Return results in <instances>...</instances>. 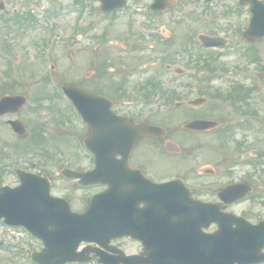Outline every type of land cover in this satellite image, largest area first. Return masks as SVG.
I'll return each instance as SVG.
<instances>
[{
    "label": "rangeland",
    "instance_id": "rangeland-1",
    "mask_svg": "<svg viewBox=\"0 0 264 264\" xmlns=\"http://www.w3.org/2000/svg\"><path fill=\"white\" fill-rule=\"evenodd\" d=\"M9 1L13 2V5L17 4V7L23 12L28 10L30 5L37 7L38 10H40V14L45 11H52V4L48 0ZM61 1L64 3L67 2L66 0ZM179 5V3L176 4V9H180ZM97 9V3H90V5H87L85 15L81 21L76 19L73 13L66 16L61 15V17L56 19L52 18L50 15L49 19L44 18L41 21L44 25V27H42L43 31L39 29L32 32L28 31L24 36H21L19 40H12V37L15 36L17 32L13 27L0 25V48L9 50L7 49V43L10 45V59L5 60L0 58V96L13 93L23 94L27 97L26 104L17 115L0 117V149H2L1 144L5 141L8 144H12V147L7 145L5 148L9 153L7 157L12 159L15 163L25 165L32 171L39 172L43 170V164L47 162L46 160L52 158L49 154L45 155L43 151L54 155L56 154L53 152L55 150L54 148H57L59 144L66 145L68 140L70 141L69 138L80 133V125L77 121L73 122L72 126L58 122L60 121L59 111L61 110L66 114L67 110H65L63 106L58 107L54 101L50 100L49 94L52 90V84L49 85L46 80H42V74L40 72L43 71L45 73L48 71L47 65L49 63H54V68L48 75L55 74L61 82L81 83L83 86L90 89L107 88V86L112 87V84L120 82L123 78L126 79L130 88L131 86H136L139 81H143L148 76H151L162 81L164 87L175 88L179 93L178 99L187 96L191 97L196 91L200 90L199 84L192 86L194 82L191 78L192 76L172 77V73L167 71L165 65L159 60L158 53H156L154 49L148 50L145 48L146 45L151 44L150 42H154V39H148L151 30L144 29L142 23L144 19L142 16L134 13L133 17L130 18L122 11H115L109 15H100L97 14ZM38 10L36 11L38 12ZM90 10H95L97 18L91 16ZM79 22L78 29H83L72 38V42L69 46H64L68 41L63 37L66 33L72 32L74 26L72 28L71 26L73 23L77 24ZM46 25L49 27L53 26V28L50 27L51 29L47 31L45 28ZM193 27L195 26L193 25ZM179 28L180 26H171L170 30L173 33L176 31V34H178ZM181 30L184 31L183 29ZM37 33H41L42 37L44 36L45 39L51 34H56L57 37H61L57 40L50 41L51 46L46 50V57L44 58L43 56L40 58V56L38 57L35 55V50L30 43L32 34L34 36ZM137 34L143 35L145 39L138 42L141 51L131 52L129 45L132 43V39L128 41L126 38L127 36ZM158 37L159 36L156 38ZM181 40L183 39H176V42H173L169 46H171L172 49H179L180 47L178 44ZM56 41L58 43H56ZM21 48H26L27 53L21 54L23 53L20 51ZM258 50L260 61H264V43L260 44ZM196 55L197 50L189 54L180 53L179 55H175L173 60L175 61L174 65L191 71V63L192 60L196 58ZM242 56V52H224L219 55L218 64H225L228 68H231L235 63L240 62L243 64L245 60ZM107 66H110L112 69L109 68V70L106 71ZM247 66V72L251 73V76L248 78H245L246 72L235 73V71L242 69L233 70V68L230 69L233 70L232 74L229 71L221 72L215 70L214 72H210L209 70L203 69L199 75L211 77V80L204 81V87L220 88L223 93L231 88L233 85L232 82H239L244 87L255 86L250 96V102L253 106L256 104L262 112L264 111V72H257L253 64ZM139 92H141V90H139ZM153 96L157 95L154 94ZM39 98H42V100ZM214 102L217 106L215 108H213ZM118 103L119 109L124 110L126 108L122 100H118ZM51 104L54 105L50 106ZM207 104L210 106L208 109L211 108V112L214 115L218 116V112H221V110L231 114L232 108L229 101H224L221 98H209ZM163 107L158 104L147 108L157 112L155 120L158 122H164L171 127L181 122L183 117L182 108H175L171 104ZM15 117L20 118L27 128V135L22 139L11 133L8 126L4 124L5 119ZM232 117L238 119L236 116L229 115L228 120H233ZM39 123H42V131L46 135V139H48V141L41 146L32 143L34 142L33 136L38 129L37 126ZM171 127H169V129ZM244 136L246 137L247 144L254 143L256 140L260 143L264 151L263 139L253 131L247 132L243 129L236 130L234 136L227 138L228 143L223 147L221 146L218 135L211 136L208 142L202 143L201 148L199 147L198 152L203 149L205 153L202 154V157H197L196 160L199 163H207L208 161L214 160L223 161L222 158L227 157L228 161L226 162L231 160H235V162L241 161L237 159H244L246 152L237 155L233 150V145L238 138L243 139ZM64 138H66L65 141ZM14 144L21 146L22 149L20 150L23 151L20 152L16 147L14 148ZM77 154L78 156L76 158L69 149L64 148L62 151H59V155L57 154V156H61V160L69 162L73 166H87V158L81 155L78 150ZM244 161L245 160L242 162ZM262 165L264 168V158ZM2 166L4 165H2L0 160V184L7 183L13 185L16 183L15 177ZM47 166L45 165L46 169L55 170V168L52 167V163L47 164ZM166 173L172 174L176 172H172L171 169H168ZM223 176V174H218L216 177L219 185L225 181ZM262 192H264V185ZM247 205L250 206L247 201L242 202L236 209L247 208ZM253 208H255V213H258L260 212V208L263 207L256 204ZM11 237L17 239L14 235ZM14 241L17 243V248L23 247L25 251H17V254H12L11 250L0 248V264H32L26 253L35 248V241L27 236H22Z\"/></svg>",
    "mask_w": 264,
    "mask_h": 264
},
{
    "label": "flooded vegetation",
    "instance_id": "flooded-vegetation-1",
    "mask_svg": "<svg viewBox=\"0 0 264 264\" xmlns=\"http://www.w3.org/2000/svg\"><path fill=\"white\" fill-rule=\"evenodd\" d=\"M73 3L72 0H70ZM136 4V8L140 10H145L146 14L152 16L149 28H157V36L154 32L150 33L153 36L154 41L151 46L156 49V52L165 53L167 51L166 44L176 42V39H183L178 44L180 45V51L182 53H191L196 51L195 43L197 44V55H196V65L197 69L203 70V68H211L219 71L227 72L235 67L248 68L247 65L251 64L250 59L247 58V52L252 48L254 44L258 47V43L262 42L263 39L258 41H248L243 37L245 29L248 27L251 19V11L249 5H241L239 0H179V8L176 7L166 8L161 12L153 13L150 10V0H134L132 1ZM11 6V2L3 1L2 7ZM11 9H4V17L7 25L12 26L15 30H27L26 21L23 16L26 12H20L19 8L16 6L10 7ZM66 9V8H65ZM10 11V13H9ZM38 20L34 22L31 20L30 25L37 23ZM27 25V26H30ZM193 25L195 27H193ZM171 26H180L178 34L176 31L173 33L170 30ZM36 28H38L36 26ZM183 29L184 31H182ZM152 31V30H151ZM19 33H17L18 35ZM26 34V33H25ZM23 34L22 36H24ZM178 35V36H176ZM39 34H35L32 37L36 39V45H38ZM219 37L218 40L226 43V45L218 47H204L199 43V37ZM264 42V41H263ZM200 44V46H198ZM236 45L240 46V49L245 51L242 56L244 58L243 64L235 63L231 68H228L225 64H218V57L221 53L226 52ZM228 46V47H226ZM230 47V48H229ZM215 54L212 55L214 58L211 59L209 55L205 58V54ZM231 53H233L231 51ZM211 59V60H209ZM249 63V64H248ZM261 66L255 64V69L261 71ZM232 72V70H230ZM210 82V81H208ZM239 83V82H233ZM200 90L197 91L196 96L178 98H166V102L177 103L181 102L178 106L183 110V117L177 127L172 128L173 130L168 131L167 135L163 138L158 137H144L140 140L139 144L130 155V166L134 169H140L141 172L146 175L150 180L154 182H163L173 179H181L183 185L189 190L191 199H199L201 201H217V191L219 190V185L215 182L217 180L216 175L223 174L225 179V184L236 181H247L253 182V178L257 176L251 173V168L249 170H242L241 166H234V163H227L226 161H208L207 165H203L195 160L196 154L202 157L204 150L196 152L199 147L201 148L202 143L208 142L209 138L213 135H218L222 139L229 134H235L241 123L237 121L245 120V126L251 125L253 120H257L262 123L264 120V111H260L256 104L250 102V96L252 95L255 86H249L248 91L245 95H239L233 97L230 102L232 108L231 114L226 111L218 112V116L211 112V108L208 109L209 104L204 103L197 107L189 105L187 102L195 97L203 96L211 92L212 88H204V81H198ZM197 84V85H198ZM164 100V98H161ZM214 108V104H213ZM133 108H126V112L122 111L120 114L128 115L134 123H144L148 122V119L143 118L138 112L132 111ZM236 116L238 119L228 120V116ZM214 119L219 122L217 128L206 129V130H192L184 127V124L188 123L193 119ZM247 131H251L247 127ZM261 136V133L254 132ZM179 136V137H178ZM175 142L179 146L177 152H172L166 149L167 142ZM255 146H259L258 141H254ZM251 143L250 145L254 144ZM190 158L191 160H188ZM209 166V172L205 173L203 168ZM235 169V174L244 175L241 178H235L234 176H227L230 169ZM171 169L172 174H167V170ZM232 174V172H230ZM215 176V178H214ZM182 184L173 185L169 195H173L181 200H189L187 195V190ZM69 201L72 204L78 200L75 199L74 193L66 194ZM156 203V202H155ZM88 204V198H84L83 201H78L75 205L78 211H82ZM144 203L140 204V207L136 211V228L142 233V238L148 244H154L156 242L155 227V206L152 208H146L142 210ZM158 206H161L158 203ZM245 215L252 222H257L264 218V208H260V212L255 213V209H247ZM116 245L126 252V254L140 255L142 251V241L137 238L121 237L116 240ZM258 264H264L258 263Z\"/></svg>",
    "mask_w": 264,
    "mask_h": 264
},
{
    "label": "water",
    "instance_id": "water-1",
    "mask_svg": "<svg viewBox=\"0 0 264 264\" xmlns=\"http://www.w3.org/2000/svg\"><path fill=\"white\" fill-rule=\"evenodd\" d=\"M252 4L256 10V20L259 25L263 26L260 29V33L264 34V6L260 3L253 2ZM84 95V94H83ZM24 99L20 96L4 97L1 99L0 104L10 105L14 110L23 103ZM205 121H197L198 126ZM15 128L21 134L24 133V127L14 122ZM197 124H195L197 126ZM203 125V124H202ZM202 127V126H201ZM150 129H144L146 132L161 131L158 127H149ZM88 140V139H87ZM98 161H100V155H97ZM31 177L30 175H24ZM22 178L23 182L18 188L10 189L7 187L0 188V218L5 217V221L11 224H23L29 228L34 234L39 233V219H40V205L39 197L47 198V187L46 182L42 179ZM45 216V215H44ZM46 217L55 224L57 227L54 231H48L45 229V237L47 238L48 244L56 243L67 249L68 251H62L58 253L56 260L63 261L66 259H74V249L81 237L86 234V230L83 228L79 229L76 226L79 225V221L82 220L80 217L69 213L67 210H63L60 214L54 213L46 214ZM74 224V228L70 225ZM71 229V231L67 230ZM86 239H92V236L85 237ZM246 241L243 240V243ZM241 242L233 243L230 248H224L219 254L216 249L212 247H203V252L199 253L198 262L200 264H231V255H237V252L241 251ZM251 244V242H248ZM56 247V246H55ZM42 256L44 254H41ZM230 258V259H229Z\"/></svg>",
    "mask_w": 264,
    "mask_h": 264
}]
</instances>
